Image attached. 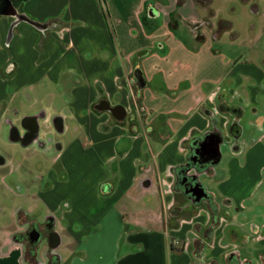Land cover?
I'll return each instance as SVG.
<instances>
[{
	"label": "crops",
	"instance_id": "obj_1",
	"mask_svg": "<svg viewBox=\"0 0 264 264\" xmlns=\"http://www.w3.org/2000/svg\"><path fill=\"white\" fill-rule=\"evenodd\" d=\"M179 1L28 0L17 7L19 14L38 24L59 22L45 29L15 16H0V128L10 104L25 93L20 104H39L42 110L25 116L38 118V136L27 145L14 137L12 142L37 145L39 153L55 149L51 160L62 168L60 173L48 171L46 184L51 186L36 192L50 213L48 243L52 234L59 242L56 247L49 244L52 252L63 242L61 230L74 241L95 243L106 239L115 225L116 232L125 230L128 243L144 247L111 258L110 264H219L229 255L252 262L230 250L238 247L239 238L232 224L240 212L232 213V205L237 202V209L246 214L244 202L252 192L243 197L216 193L215 208L198 206L188 215H171L177 206L176 171L185 163L190 144L215 126L226 131L229 116L213 113L219 98L228 103L232 99L242 109L259 97L257 84L264 81L258 67L224 62L211 47L221 33L209 35L208 14L201 19L187 14L188 1ZM160 15L161 25L154 21ZM203 21L204 26L196 27ZM157 45L161 52L155 51ZM136 71L146 82L141 90L131 82ZM226 79L230 84L223 86ZM43 81L57 86L72 82L68 97L66 87L54 97L51 91H38ZM104 101L123 106L126 116L117 119L102 109ZM71 130L72 139L52 142L55 133L63 137ZM256 143L264 144V133ZM248 155L243 164L237 163L239 170L255 175L258 164L249 165ZM120 203L123 212L118 211ZM210 210L216 212L215 221L220 218L212 232ZM59 222L66 229L57 227ZM31 226L0 227V264H46L29 259L22 239L16 237ZM259 238L261 254L264 238ZM223 239L230 243L224 245ZM177 240L180 244L172 251L170 245ZM189 240L190 249L182 251L180 245ZM93 257L89 252L84 264H94ZM57 259L54 264H61Z\"/></svg>",
	"mask_w": 264,
	"mask_h": 264
},
{
	"label": "rangeland",
	"instance_id": "obj_2",
	"mask_svg": "<svg viewBox=\"0 0 264 264\" xmlns=\"http://www.w3.org/2000/svg\"><path fill=\"white\" fill-rule=\"evenodd\" d=\"M187 1L185 5L187 14L198 16L201 19L209 13L208 10L206 13L203 7L195 4L193 0ZM209 9L215 13L214 18H211L212 24L211 22L208 23L209 35L212 34V31L217 30L219 26H223L221 21L231 24V28L223 29L219 38L211 42L212 49L219 51L224 62L231 60L233 65H237V68L250 65L251 67H258L264 72V0H212ZM154 21L158 22L159 25L163 24V15H160ZM198 32H200L199 29ZM177 35L182 36V32H177ZM197 38L200 39L201 37L197 36ZM159 45L155 47V51L161 52ZM229 84V79L223 82V86ZM68 85H72V82L67 81V86H63L62 83L57 86L56 84L43 81L37 89L38 91L41 89L48 90V92L51 91L54 97L58 96L59 91L66 87V98L69 94L68 87L70 86ZM257 85L259 97L250 105L242 108L244 112L243 116H241L240 125L243 129V134L240 136V144L244 152H239L238 156L234 155L232 146L230 147L228 143L224 142L221 145V160L212 170L214 175L210 177L202 173L200 181L210 193L214 194L218 193L226 196L231 194L243 197L250 192L253 193L252 197L244 202L247 207L246 214L237 209V202L232 205V213L240 212L238 219H235L232 224L234 229L237 230L239 238L237 239L238 247L233 246L230 250L238 251L243 258H251L253 264H264L261 262L259 252L261 247H263L262 240L259 237L262 236L264 238V226H262L264 224V169H259L260 165L264 164V154L261 157L259 154L261 149L264 151V144H255L264 133V81L262 84ZM24 95L25 93L21 96L23 99ZM21 97H16L10 104L8 112L3 115V125L0 128V227L2 228L14 227L20 223L27 226L30 224L32 226L43 225L50 213L42 200L37 198L36 192L51 186V184L49 186L46 184V182H49L47 178L48 171L58 170L59 173L62 171L60 165L55 166L51 160L55 149L48 150L46 153H39L37 150L41 148L37 145L24 147L19 143L12 142L11 123H15L14 126L20 128L26 115L34 111H38L37 113L42 111L39 104L32 107L20 104ZM47 100H51V97ZM231 101L233 100L229 99V103H232ZM74 135L73 130L63 137H61V134L55 133L52 142L59 141L61 138L70 140ZM247 154H249L247 158L249 165L253 167V165L258 164L255 175H246L239 170V164L237 163L243 164L246 161ZM63 178L67 180L66 176H63ZM224 178L226 180L225 183L222 182L224 180L220 181V179ZM260 180L261 182L257 184V181ZM175 195L176 205L183 207V213L187 215L188 213H193L195 208L187 198L180 192H176ZM222 201L224 202V200ZM65 206L66 204H64ZM201 207L205 208L206 205L202 204ZM118 211L123 212L121 203L118 205ZM109 216L112 217L113 214ZM62 225L64 228L66 227L61 222H59L57 227H63ZM255 226L259 227L258 231L254 230ZM110 229L106 239H98L95 243H89V240L74 241L67 230H61L63 242L52 253L56 255L53 258H50L49 255H44L43 251L47 249L49 243L42 240L39 245L38 251L40 254L38 253L37 259L39 263L45 260L46 264H50L49 258L54 263L57 262V258H60L61 264H84L89 252H94V264H110L108 262L111 258H117L127 251L143 249V245L130 244L126 241L125 230L122 229L120 232H116L115 225H111ZM140 229L148 232V228L141 227ZM226 235L229 236V231H227ZM189 242L191 243V240ZM222 243L227 246L230 242L223 239ZM100 253L104 257L103 260L98 256ZM25 254L30 258L28 252ZM87 261L85 264H87ZM218 263L225 264V260L220 259Z\"/></svg>",
	"mask_w": 264,
	"mask_h": 264
},
{
	"label": "flooded vegetation",
	"instance_id": "obj_3",
	"mask_svg": "<svg viewBox=\"0 0 264 264\" xmlns=\"http://www.w3.org/2000/svg\"><path fill=\"white\" fill-rule=\"evenodd\" d=\"M218 30V29H217ZM217 33V32H216ZM218 34V33H217ZM220 34V33H219ZM219 104L214 108L213 113L215 115H218L219 113H223L225 115H228L230 120L227 123L226 126V133L223 129H221L219 126H215L213 130L206 132L201 137L195 138L192 143L189 146V153L188 157L182 166L179 167V169L176 171V190L175 192L182 193L185 198L191 203V205L195 207L201 206L202 204H205L207 207L215 208L218 205V201L216 200V196L214 193H210L206 188V191L208 193V196L206 198H203L201 201H195L192 194H190V188L192 183V176L197 175L198 179L200 180V176L202 173H205L208 176H213L212 173L213 167H215L218 163H213L214 159L211 158L210 155L205 154V151L203 149V143L207 135H209L212 132H219L221 136L224 138V142L228 143L230 147L232 146V149L239 146L240 143V137L236 138V134H233L234 132L238 133L240 128L242 127L240 125L241 116H243V109H239V104L234 103H228L225 100L219 98ZM35 127L33 121H26L25 125L22 124L20 128H17L16 126H13L12 132L13 137L18 139V142H20L23 145L31 144L35 142L37 139L38 134L35 132ZM234 130V132H233ZM223 142V143H224ZM184 166H190L189 171H185L182 173ZM181 172V173H180ZM215 173V172H214ZM189 176V177H188ZM188 177V179L186 178ZM204 185V184H203ZM205 187V186H204ZM190 205V206H191ZM37 229V230H33ZM33 231H37L39 234V240L33 241L31 238V233ZM52 229L50 228V223L48 221H45L43 225L38 226H31L28 228L26 232L18 233L19 238L22 239L26 252L30 254L31 260L37 259L36 256L40 252L39 245L42 240H45L48 242L49 235L51 233ZM178 241V240H177ZM176 242V241H175ZM173 242L174 246L177 244ZM180 242V241H179ZM193 242V241H192ZM191 244L189 241L183 242L180 245V249L182 251H187L190 249ZM179 245V244H178ZM44 255H49L50 258H53L54 254H52V249L47 246V249L43 251ZM36 254V255H35ZM230 256V255H229ZM227 256L225 258V264H247L246 261L242 260L241 258L235 259ZM261 256V262L264 263V252L260 254ZM29 258V259H30ZM49 258V263L54 264L53 261H51ZM201 260V258H199ZM48 261V259H47ZM203 264V261H201ZM250 264H253V262H250Z\"/></svg>",
	"mask_w": 264,
	"mask_h": 264
},
{
	"label": "water",
	"instance_id": "obj_4",
	"mask_svg": "<svg viewBox=\"0 0 264 264\" xmlns=\"http://www.w3.org/2000/svg\"><path fill=\"white\" fill-rule=\"evenodd\" d=\"M0 16H15L17 18L18 21H26L29 22L33 25H35L36 27L40 28V29H45L46 26L41 25V24H37L36 22L30 20V18H28L26 15L23 14H19L17 7L13 4L12 0H0ZM12 35V28L10 30L9 33V37H11ZM144 52H142L141 54H143ZM134 78L135 80H131V82L137 87L138 90H141L145 87L146 82L145 79L143 77V75L141 74L140 71H136L134 74ZM102 109L105 110H109L112 112V114L117 118V119H123L126 116V110L123 106H110L109 103L107 101L103 102V105L101 107ZM240 110L241 108L238 107ZM33 121L35 120L37 125L35 127V132L38 134V118L37 117H25L22 120V124L25 125L26 121ZM239 131L238 133L234 132L233 130V134H236V138H239L241 136L242 130L240 128H238ZM16 140H18L17 138H15ZM224 142V138L221 136V134L219 132H212L209 135L206 136L204 143H203V149L205 151V154H208L211 156L212 159H214L213 163H218L221 160L222 157V151H221V145ZM240 145L238 147L233 148V151L235 153L240 152L241 150ZM191 168L190 166H184L183 168V172H187L189 171ZM181 173V172H180ZM189 177V176H188ZM188 177H186L188 179ZM192 183H191V188H190V194H192V196L194 197L195 201H201L203 198H206L208 196V193L204 187V185L202 184V182L198 179L197 175H193L192 176ZM39 234L37 231H33L31 233V238L33 241L39 240ZM50 246L56 247L59 242L56 239V235L52 234L51 235V239H50Z\"/></svg>",
	"mask_w": 264,
	"mask_h": 264
},
{
	"label": "trees",
	"instance_id": "obj_5",
	"mask_svg": "<svg viewBox=\"0 0 264 264\" xmlns=\"http://www.w3.org/2000/svg\"><path fill=\"white\" fill-rule=\"evenodd\" d=\"M25 1H28V0H12L13 4L16 7H19L20 4H22ZM195 1H196V3L202 4L203 6H205L207 8V10L209 11L208 20L210 22L211 18H214V16H215L214 11L211 12L210 9H209V5L211 4L212 0H195ZM36 23L38 24V22H36ZM58 23L59 22L57 20H51V21L46 23V26H48L49 28H53V27L58 26ZM205 23H206V21L200 22L199 24L196 25V27H202V26H204ZM221 25H223V26H219V28L217 30L218 34L221 33L223 31V29L231 28V24L228 23V22H225V21L224 22L221 21ZM136 90H137V87H136ZM139 99H140V97H138V101H139ZM213 211L210 210V213H211V225L209 227V230H211V232L213 231V229H215L219 225V221H220L219 217L216 218V221H215L216 212H213ZM178 213H183L182 209L180 207H178V206H174L172 208V210H171V215L176 216V215H178ZM16 237H19V234H17ZM170 248H171L172 251L175 250L173 243L170 245Z\"/></svg>",
	"mask_w": 264,
	"mask_h": 264
},
{
	"label": "built area",
	"instance_id": "obj_6",
	"mask_svg": "<svg viewBox=\"0 0 264 264\" xmlns=\"http://www.w3.org/2000/svg\"><path fill=\"white\" fill-rule=\"evenodd\" d=\"M175 243H176L177 245H178V244H180V242H179V241H176Z\"/></svg>",
	"mask_w": 264,
	"mask_h": 264
}]
</instances>
